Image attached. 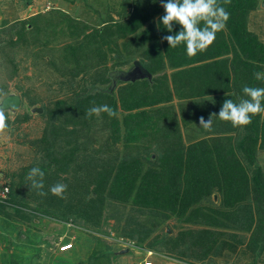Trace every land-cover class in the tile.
<instances>
[{"label": "rangeland", "instance_id": "obj_1", "mask_svg": "<svg viewBox=\"0 0 264 264\" xmlns=\"http://www.w3.org/2000/svg\"><path fill=\"white\" fill-rule=\"evenodd\" d=\"M156 1L159 3L162 0H146L144 8L147 10V7ZM127 3L128 0H0V31L4 30L0 33V49L4 45L2 39L9 38V31L5 29L14 30L13 33L16 34L22 23L28 21L30 27L27 28L30 30L26 32L29 40L44 42L40 51L31 47L25 49V46L16 45L17 38L13 35V45L3 49L8 52V58L14 60L16 65L14 72H11L14 68L12 65L8 67L10 65L8 58L0 54V100L13 93L20 97L22 104L14 113L8 112L7 117L12 122L16 116L29 115L26 122L14 123L0 132V195L4 189H7L8 192L3 200L13 193L11 196L15 202L24 204L27 211L36 208L35 213L30 214L32 217L29 221L15 212V204L11 209L6 208L10 213L9 217L3 213L0 215V264H201L199 261L196 262L190 252L183 256L179 254L184 249V243L173 252L149 250L147 244L154 237H157L162 244L166 239L165 236L179 238L183 231L206 229L221 234L214 237L217 239L214 250L217 247L220 252L217 258H211L216 264H264V252L257 256V253L250 252L247 247L253 231L246 232L234 227L233 217H230L229 221L224 219L226 228H209L205 225L185 223L183 218L176 216L165 221L159 220L161 224L154 229L142 246L138 247L135 242L124 237V234L134 228L129 224L128 219L147 221L152 209L146 210L147 208L143 209L131 203L99 204L94 200L92 206L88 201V198L94 196L92 193L94 175H88L90 174L88 172L93 170L94 162H101L103 159L106 161L102 162L105 163L103 166L106 167L109 158L115 155V151H124L123 143L120 141L113 146L114 143L109 137L110 127L96 116L87 124L78 123L73 117L67 116L70 123L66 126L67 120L64 117L61 119L53 117L58 110H54L52 116L49 114L55 108L57 101H70L75 95H82L85 92L93 94L92 88H97V85L102 88L107 87L108 90L110 87L108 82L101 85L92 81L93 79L87 76L88 72H82L77 80L72 78L70 82V76L64 75L62 69L70 68L74 64L80 67L86 66L88 59L83 52L89 39L97 37L96 29H104V33H101L95 42L114 43L117 40L118 35L116 37L110 33L114 29L118 30L119 23L124 22L117 13ZM263 4L264 0H258L255 11L248 13L246 28L264 43ZM126 11L130 12L129 9ZM150 11L152 10L148 12ZM158 33L159 30L155 29V34ZM145 37H147L145 33L141 32V36L136 37L138 41H134L136 38L131 34L119 38L117 57L114 52L111 53L112 51L106 54V58L104 55L92 56L94 52H91L89 64L95 69L89 74L108 75L116 65L128 71L135 61H139L143 67H149L152 61L150 56L153 54L149 44H143ZM93 48L91 42V51H94ZM159 57L163 59L164 56L160 54ZM71 59H74L72 62H76L69 63ZM163 66L166 68L165 73L169 75L168 81L171 82V71L167 70L169 59L163 61ZM138 81V87L146 89L149 96L158 92L156 97H160L155 100L164 99L166 96V91L163 92L164 84L167 83L165 79L153 82L155 87L152 81L146 78ZM170 84L168 83V86ZM119 85L121 83L116 82L110 90H113L112 95L117 102L116 117L119 123L117 127L120 138H123L125 134L123 117L134 112L122 111L119 107L118 99L115 97L116 87ZM181 93L187 94L182 91ZM207 99L215 101V96L205 98ZM199 103L206 107L205 102L199 101ZM170 106L175 107L176 100L144 110ZM33 107H40L42 111L30 112ZM207 110L210 108L207 107ZM173 116V121L177 125L181 124L184 118H190L189 115L182 113ZM51 126L55 130L60 129L63 135L57 137L53 147L50 146L45 150L47 143L42 144L40 141L44 132L47 129L51 130ZM198 128L201 129L197 125L191 126L194 133L189 131V127L181 128L185 145L196 141L197 138H203L204 130L201 132ZM67 130L69 133L74 131L75 134L69 137ZM65 136L71 139L70 147L81 151L75 154L76 158L72 163L65 156H59L58 161L54 159L62 151L59 147L65 144ZM148 147V153L155 155V148H151V144ZM155 156H158V153ZM257 162L264 173V150L258 151ZM37 165L45 173L42 191L47 195H40L26 179L29 170ZM63 168L66 171H63ZM56 184L67 186L62 198L53 196L50 192V188ZM250 203L253 206V202ZM16 206L20 207L17 204ZM197 206L204 211L229 209L223 205V194L218 191H214L210 197L205 198L195 207ZM27 211L23 212L28 213ZM256 216L253 214L254 218ZM190 248L192 249V247L185 249L188 251Z\"/></svg>", "mask_w": 264, "mask_h": 264}, {"label": "trees", "instance_id": "obj_2", "mask_svg": "<svg viewBox=\"0 0 264 264\" xmlns=\"http://www.w3.org/2000/svg\"><path fill=\"white\" fill-rule=\"evenodd\" d=\"M145 1L128 0L127 5L121 7L117 15L121 16L124 22L119 23L118 30L114 29L110 33L112 36L117 37L118 35L114 43L95 42L101 33H104V29L95 30L97 37L89 39V43L87 42L85 46L86 50L83 52L85 58L88 59L85 67L76 66L74 64L76 61L72 62L74 59H71L69 63L72 62L74 65L62 69L64 75L70 76V82L72 78L77 80L82 72H88L87 76L93 79L92 81L101 83V85L108 82L111 88L114 85L112 74L122 69L116 65L108 75L105 73L98 76L89 74L95 69L89 64L91 52H94L92 56L104 55L106 58V54L112 51L111 53L114 52L117 57L119 38L130 34L136 38L143 32L147 36L143 44L148 43L153 54L150 56L151 65L147 68L143 67L151 74V79L148 81L152 83L159 79L167 81L163 87L166 96L161 100H155L160 97H156L158 92L149 96L146 89L138 87L139 81L119 82L121 85L116 87L115 95L119 107L122 111L134 113L123 117L125 132L123 138L119 135L117 117H109L107 113H101L98 117L110 127L109 137L114 143L112 145L121 141L124 151H115L116 156L112 155L113 157L109 158L110 161L106 167L103 166L105 163L102 162H106L103 159L101 162H94L93 170L88 172L92 174H88L89 176L94 175L92 177L94 196L91 199L88 198V201L91 205L94 200L99 204L103 202L131 203L143 209L147 208L146 210L152 209L147 221L139 222L132 218L128 219L129 224L134 228L124 234V237L135 242L138 247L142 246L154 229L161 224L159 220L165 221L176 216L183 218L185 223L205 225L209 228H226L224 219L229 221L230 217H233L234 227L246 232L253 231L247 247L250 252L257 253L259 256L264 252V173L262 167L258 165L257 153L264 150V113L253 116L252 123L243 130L234 128L230 122L221 121L215 116L212 117L211 132L205 131L199 125L200 117H204L207 121L213 114L218 116L225 99L238 103L241 98H246L243 94L244 86L264 87V80H256L254 76L256 72L264 73V43L246 28L247 15L255 11L258 0H231L230 4H224V0H218L219 4L229 13L227 25L223 31L217 33L215 41L206 51L197 53L191 58L188 57L186 46L183 43L173 49L169 47L166 40H163L164 36L175 35L180 31L179 25H173L172 33H169L162 25L160 17L165 12L161 5L167 0L159 3L156 1L148 6L147 10L144 8ZM127 9L130 10L129 13ZM150 9L152 11L148 12ZM28 24L29 21L23 22L21 26L19 24L20 28L16 34L13 33L14 30L5 29L9 31V38L2 39L4 40L3 48L13 45L12 38L16 35L17 46H25V49L31 47L40 51L44 42L29 40L27 32L30 29L27 26H30ZM155 29L159 30L157 35ZM2 32L4 30L0 31ZM135 40L138 41L137 38ZM91 42L94 51L90 49ZM39 43L41 45H38ZM2 49H0V54H4L7 59L8 52ZM160 54L164 56L163 59L159 57ZM166 59H169L168 68L172 70L171 82L168 81L169 75L165 73L166 68L163 66V61ZM7 60L10 64L8 67L12 65L14 68L11 72H14L16 66L14 60L11 58ZM180 67L182 69L176 71V68ZM168 83H171L170 86ZM153 87H155L154 83ZM106 88L101 87L97 90L93 87V94L85 92L82 95H75L70 101H57L49 116H52L54 110H58L53 117L58 119L64 117L67 120L65 121L67 126L70 123L67 116L83 124L94 119L95 115L90 118L86 116L87 110L93 106L107 104L118 113L117 102L112 95L113 90L110 88L106 90ZM181 91L187 94H182ZM211 96H215V101L205 100ZM148 97L150 100L147 101ZM173 99L176 100L175 107L144 110L161 103L171 102ZM199 101L205 102L206 107H203ZM262 105H264V100H262ZM207 107L210 110H207ZM177 113L187 114L190 118L186 116L188 118H184L185 120L183 119L181 124L177 125L173 121V114ZM6 115L8 116V112ZM28 116V114L22 117L16 116L12 122L8 119L7 128L14 123L26 122ZM193 125L200 127L199 131L204 130V136L185 145L181 128L189 127V131L194 133L191 129ZM60 131L51 126V130L47 129L44 132L40 142L47 143L45 150H48L50 146L53 147L57 137L63 135ZM73 134H75L74 131L68 136ZM69 137L65 136V144L59 147L62 151L54 157L56 161L59 156H65L72 163L76 158L75 154L81 152L70 147ZM150 144L151 148H155L154 153L155 155L158 153V156L148 153ZM63 171L66 170L63 168ZM214 191L223 194V205L229 208L228 211L217 209L204 211L198 206L195 207L205 198L210 197ZM84 193H86L85 188ZM11 195L5 200L0 197V215L3 213L9 217L10 213L6 208L11 209L15 204V212L29 221L32 217L30 214H34L36 208H30L27 211L26 206L16 203ZM250 202H253V206ZM253 214L257 215L256 218ZM215 233L207 229L187 230L180 233L179 238L165 236L166 239L162 244L157 237H154L147 244V248L157 252H173L184 243V249L179 252L181 256L190 252L196 262L216 264L211 258H217L220 255L217 247L214 250L217 241L214 237L220 233ZM186 247H192L193 250L190 248L187 251Z\"/></svg>", "mask_w": 264, "mask_h": 264}, {"label": "clouds", "instance_id": "obj_3", "mask_svg": "<svg viewBox=\"0 0 264 264\" xmlns=\"http://www.w3.org/2000/svg\"><path fill=\"white\" fill-rule=\"evenodd\" d=\"M230 3L231 0H224V4ZM161 6L165 12L160 17L163 27L172 33L174 24L180 26V31L177 34L164 36L163 40H166L169 47L173 49L183 43L189 58L206 51L215 41L217 33L225 29L229 20V13L219 4L218 0H167ZM254 76L256 80H264V73L256 72ZM114 86L115 84L109 88L112 89ZM100 89L101 86L97 85V90ZM243 94L246 98H241L238 103L231 99H225L218 116L213 114L207 121L204 117H200V127L211 132L212 117L214 116L221 121L230 122L234 128L241 130L250 125L253 116L264 113V105H262L264 87L244 86ZM6 112L9 111L0 109V132L8 126ZM101 113H107L109 117L118 115L110 106L104 104L89 108L86 116L89 118L93 115L99 117ZM44 176V171L37 165L29 170L26 177L31 182V187L38 190L42 196L47 195L42 191ZM66 188L67 186L64 184H56L50 188V192L53 196L62 198Z\"/></svg>", "mask_w": 264, "mask_h": 264}, {"label": "water", "instance_id": "obj_4", "mask_svg": "<svg viewBox=\"0 0 264 264\" xmlns=\"http://www.w3.org/2000/svg\"><path fill=\"white\" fill-rule=\"evenodd\" d=\"M264 6V4H263ZM151 79V74L143 68L138 61H135L132 68L128 71H116L112 74L113 83L117 81L122 82H135L142 79ZM21 105V99L18 95L10 93L0 101V109H4L11 113H14L19 109ZM42 109L39 107H33L30 112H41ZM215 199V196H214ZM127 251V250H126Z\"/></svg>", "mask_w": 264, "mask_h": 264}, {"label": "built area", "instance_id": "obj_5", "mask_svg": "<svg viewBox=\"0 0 264 264\" xmlns=\"http://www.w3.org/2000/svg\"><path fill=\"white\" fill-rule=\"evenodd\" d=\"M7 192H8V190L7 189H4V191H3V193H1L0 197L1 198H4Z\"/></svg>", "mask_w": 264, "mask_h": 264}, {"label": "crops", "instance_id": "obj_6", "mask_svg": "<svg viewBox=\"0 0 264 264\" xmlns=\"http://www.w3.org/2000/svg\"><path fill=\"white\" fill-rule=\"evenodd\" d=\"M181 69H182V67H180V68H176V71H177V70H181ZM167 70H170V71H172V70H171V69H169V68H168Z\"/></svg>", "mask_w": 264, "mask_h": 264}]
</instances>
